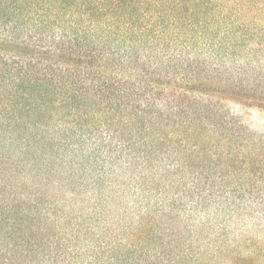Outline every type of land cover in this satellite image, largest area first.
Segmentation results:
<instances>
[{"label":"trees","instance_id":"obj_1","mask_svg":"<svg viewBox=\"0 0 264 264\" xmlns=\"http://www.w3.org/2000/svg\"><path fill=\"white\" fill-rule=\"evenodd\" d=\"M264 0H0V264H264Z\"/></svg>","mask_w":264,"mask_h":264},{"label":"rangeland","instance_id":"obj_2","mask_svg":"<svg viewBox=\"0 0 264 264\" xmlns=\"http://www.w3.org/2000/svg\"><path fill=\"white\" fill-rule=\"evenodd\" d=\"M236 109L242 114L247 124L264 133V108L236 106Z\"/></svg>","mask_w":264,"mask_h":264}]
</instances>
